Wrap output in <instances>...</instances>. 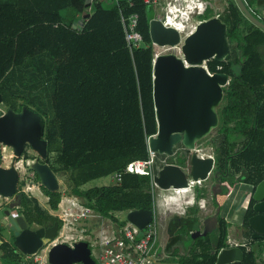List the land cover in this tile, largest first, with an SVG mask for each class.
I'll return each mask as SVG.
<instances>
[{"label":"trees","instance_id":"obj_1","mask_svg":"<svg viewBox=\"0 0 264 264\" xmlns=\"http://www.w3.org/2000/svg\"><path fill=\"white\" fill-rule=\"evenodd\" d=\"M89 1L0 0V109L19 112L26 107L38 114L44 126L45 162L55 175L66 176L67 194L119 228L125 221L118 214L153 210L150 178L126 174L118 184L83 186L122 171L131 161L148 159L146 141L156 133L155 51L148 34L154 10L145 0L92 1L87 7ZM234 10L243 21L227 23L228 55L222 62H206L209 71L229 76L216 110L218 126L207 142L214 157L212 174L229 189L264 180V31ZM120 11L138 16V48L127 46ZM23 155L28 157L26 150ZM160 156L165 157L156 154ZM186 157L170 162L184 166ZM34 178L39 182L36 174ZM41 190L48 209L21 193L18 214L30 228L57 223L58 231L60 222L49 210H56L61 193ZM195 191L197 199L205 190ZM197 215L193 208L168 222L163 253L177 257L178 264H214L216 252L227 247L229 225L221 216L213 234L192 238L182 219ZM178 247L185 252L179 254ZM243 251V264H258L253 251ZM25 257L12 241L0 242V264H32Z\"/></svg>","mask_w":264,"mask_h":264},{"label":"water","instance_id":"obj_2","mask_svg":"<svg viewBox=\"0 0 264 264\" xmlns=\"http://www.w3.org/2000/svg\"><path fill=\"white\" fill-rule=\"evenodd\" d=\"M236 2L250 23L264 31V24L251 15L241 0ZM87 7H90V3ZM85 17H89V14ZM148 34L156 47L175 48L181 44L180 56L171 52L155 55L153 60L152 100L156 133L148 138V148L157 155L172 157L173 148L181 144L190 153L184 167L171 162L163 164L153 176V182L161 190H174L187 188L189 179L200 183L208 180L210 175L216 179V175L212 174L214 158L198 157L195 144L218 126L216 110L222 101L223 88L228 84L229 76L218 72L208 75L203 65L210 60L222 62L228 55L226 25L217 18L203 21L180 41L175 29L164 27L159 19L152 18L148 23ZM43 130L42 118L26 107L19 112L6 109L0 116V143L11 149L13 160L21 157L27 147L41 160H46ZM30 168L44 189L59 191L58 180L48 164L34 161ZM18 181L19 174L13 164L0 166V197L13 198L17 193ZM220 186L221 183L213 186L219 187L218 192L213 190V195L220 193ZM248 196L253 201L252 215L243 228L253 232L252 240H259L264 238V180L253 186ZM219 213L215 211L203 220L199 215L182 220L190 228L192 238L205 237L215 231ZM152 219L153 210H131L125 214V220L139 230H143ZM1 224L12 233L13 246L26 256H32L41 249L44 240L53 239L58 229L57 223L47 228H30L22 215L8 210L3 211ZM226 245L216 252L214 264H243L242 246ZM47 258L50 264H95L84 241L75 243L72 248L57 244L49 249Z\"/></svg>","mask_w":264,"mask_h":264},{"label":"built area","instance_id":"obj_3","mask_svg":"<svg viewBox=\"0 0 264 264\" xmlns=\"http://www.w3.org/2000/svg\"><path fill=\"white\" fill-rule=\"evenodd\" d=\"M92 1H114L115 3H118L119 0H90V5ZM145 2L148 3L147 0H145ZM184 15V12H168L167 14L165 13L163 18H159L164 27L173 28L179 33L180 41L183 37L190 34L194 30L193 29L188 32L185 31L184 24L180 19H178ZM120 21L123 26L127 46L130 50L138 48L142 42V38L140 33L137 31V14L133 13L129 16H124L120 11ZM181 34H184V36ZM180 45L181 44L177 47H180ZM219 69L220 68L218 67L217 70ZM206 71L209 75L212 74L208 69H206ZM3 113L4 111L0 109V116ZM146 146L148 159L131 161L123 168L122 171L112 174V180L114 183H120L123 175L126 174L148 176L150 178L153 193V189L155 188L153 176L157 173L161 166L166 163V161H157L156 154L149 150L147 141ZM7 148V146L0 143V166L9 167L13 164L19 175L23 172L25 167L30 168L34 160L27 148L25 149L28 157L25 158L22 154L21 157L16 158L15 160H13L14 156L12 151L10 153L6 152ZM203 151L204 150L202 148L195 147V153L198 157L213 158L211 153H204ZM1 163L5 165L3 166ZM31 178L27 182V189L34 187ZM29 184L32 185L31 188H29ZM197 184L199 185L200 181L193 182L189 179L187 188L171 190L174 191L175 197H180L183 193ZM40 186L41 185L37 182V187L39 188ZM174 196L167 197L171 198ZM186 201V199H183V203ZM179 208L183 209V205L181 204ZM174 212L182 215L185 211ZM51 214L60 222V228L53 239L49 240L47 244H43V248L39 249L34 255L28 256L31 257L32 264H50L47 257L48 251L51 247L57 244H65L72 248L75 243L80 241L86 242L89 246L90 256L95 264H178L166 262L164 260V254L159 252L158 234L156 223L154 221V210L152 221L149 222L143 230H139L136 226L126 220L125 224L119 228H117L115 224L114 226L105 228L103 225L104 219L97 215L92 209L84 206L78 198L66 193H61L57 208L52 211ZM91 223L95 224L92 228L93 230L89 228ZM96 225L100 228L94 230ZM227 244L230 246H242V248L248 252L247 244H238L229 239L227 240ZM72 264L82 263L77 262Z\"/></svg>","mask_w":264,"mask_h":264},{"label":"rangeland","instance_id":"obj_4","mask_svg":"<svg viewBox=\"0 0 264 264\" xmlns=\"http://www.w3.org/2000/svg\"><path fill=\"white\" fill-rule=\"evenodd\" d=\"M154 18H163V15H165V11H166V6L164 7V3H163V0H159L158 1V4L155 5L154 7ZM183 11V9H182ZM175 13V12H174ZM178 13V12H177ZM178 19H181V17H179ZM184 24V27H185V31L188 32L190 30H193L196 26V21L194 19H189V20H183L181 19ZM182 36H184V34H181ZM154 51H155V55H161V54H167V53H174L176 54L177 56H180V49L179 47H175V48H170V47H156L154 46ZM213 131V130H212ZM211 131V132H212ZM210 132V133H211ZM211 139L210 135H208L206 138L202 139L201 141L197 142L196 144V147L197 148H202L204 150V152H207V153H212L213 154V151H212V148L208 145V141ZM26 150V149H25ZM27 150L30 151V155L32 157H36V154L34 151L30 150L28 147H27ZM7 153H10L11 152V149L10 148H7ZM157 161H166L167 158L166 156L164 158H162V156L160 157H157L156 159ZM1 165H5V164H2ZM24 173V174H23ZM57 180H58V183H59V192L60 193H66L69 192V187H68V184L66 182V176H60V175H55ZM32 173L30 171V169L28 167H25V169L23 170V172L19 175V182H20V186H19V189L20 191H22L23 193H25L26 195H29L30 197H34L36 198V200L38 201V204L42 207V208H45V209H48V204H47V198L45 197V195L43 194V192L41 191L40 187L38 188L37 187V181H35V178L32 177ZM32 179V183L34 184V187H32L31 184H29V188L31 189H27V182L29 179ZM113 180H112V175H109L107 177H103V178H100V179H96V180H93V181H90L88 182L87 184H85L83 186V189H88V188H92V187H102V186H108V185H111L113 184ZM210 183H212L211 180H209L207 182V184L209 185ZM198 186L196 185L194 187L197 188ZM236 186L234 185L233 186V189H235ZM163 196H174V191L173 190H161L159 189L158 187L155 186V188L153 189V198H154V221L156 223V228H157V234H158V238H159V242H160V245H159V249L160 252L162 254L163 253V247H161L163 243H165V240H166V225H167V222H169L170 218L173 217L174 215V209H171V211H166L165 214L162 213V211L160 210V207H159V202H160V199L161 197ZM209 195V194H208ZM80 200V199H79ZM9 200H4L3 198L0 197V242L2 240L4 241H8V242H11L13 239H12V233L4 226L1 224V218L3 217V208H7V206H5L7 203H8ZM183 203V202H182ZM198 205V203H197ZM173 207V206H171ZM211 205H210V208L208 211H204V212H199L198 215L199 217L201 218V220H203L205 217H208L210 215H212L214 213V211L211 210ZM173 211V212H172ZM125 214L126 213H120L117 215V218L120 220V221H125ZM95 224L94 223H91L89 225V228H93ZM103 225L105 228H109L111 226H114V223L109 220V219H104V222H103ZM98 228H100L98 225L95 226L94 230H97ZM202 229V228H201ZM93 230V229H92ZM49 240H44L43 244H47ZM43 248V247H42ZM182 248L181 247H178V252L181 250ZM180 253V252H179ZM257 257H259V260H260V264H264V245L262 246L261 248V251L257 252ZM166 260L168 261H171L173 263H178V258H174V259H171L170 257H168ZM25 261L29 262V263H32V259L31 257H28L26 256L25 257Z\"/></svg>","mask_w":264,"mask_h":264},{"label":"flooded vegetation","instance_id":"obj_5","mask_svg":"<svg viewBox=\"0 0 264 264\" xmlns=\"http://www.w3.org/2000/svg\"><path fill=\"white\" fill-rule=\"evenodd\" d=\"M147 1H148V3H150L152 5L153 10H154V7L156 4H158L159 0H147ZM185 1L186 0H183V2H185ZM187 1H191V0H187ZM192 1H195L197 3L196 14L193 18L196 21V25L203 22V21H207V20L212 19V18H217L223 24L226 25V35H227V23L228 22H232V21L242 22L243 21L242 18L238 17L237 13L234 10V7H237L238 10L245 16V14L239 9L236 0H192ZM241 2L243 3L245 8L251 13V15L254 18H256L258 21H260L261 23L264 24V0H241ZM163 3H164V7L166 6V11H165L166 14L168 12L169 13H173V12L181 13V11H182L183 6H182L181 1H179V0H163ZM179 5H181V6H179ZM154 12H155V10H154ZM234 14L237 16L235 19L232 18V16H234ZM245 18L247 19L246 16H245ZM248 22H250V21L248 20ZM203 67H204V65H203ZM204 69L205 70L208 69L206 63H205ZM216 72H218V71L211 72V73L213 74ZM196 144H195V146H196ZM173 151H174V154L172 157L166 156V158H167L166 162H170V159H176V157H179L180 155H187L189 157V154H190L189 151L185 150L181 144L176 145L173 148ZM33 160L39 161L40 163H46L45 160L44 161L41 160L39 158V156H37V154H36V157L33 158ZM29 169L31 171V168H29ZM31 173H32V176L35 177V174L32 171H31ZM208 180L212 181V184L210 185V188H209V192H210V196H211V204H212L211 210L214 212L215 211H222V207H223L224 203H222V204L219 203L217 201V196L219 194H222V195L227 194L229 191V187H228L227 183H222L217 178L216 179L211 178V175H210V178H208ZM202 183L199 184V187H202ZM217 183H221V186H220L221 190H220V193H218V194L216 193L217 195H213V190H214V192H218V190H219V187L213 188V186L216 185ZM242 184L243 183H239V184H236L235 186L242 185ZM19 186H20V182L18 181L17 193L15 194V196L13 198L9 199L8 203L5 205V206L8 205V207L3 208L2 211H6V210L14 211L15 214H18V212L21 211V209H22V207H21V196H22V194L21 193H23V192L20 191ZM40 189H41V187H40ZM247 192L248 191H246V190H243V192H242V189H241L242 197L236 206V210L244 211L243 218L245 216V213L249 210L250 206L251 207L253 206V201L249 198ZM27 197L34 198V197H30L29 195H27ZM246 197L248 199H246ZM11 206H14V207L11 208ZM192 207L194 209L196 208V211H200L199 208L195 205V202L192 205ZM182 211H187V210L182 209ZM184 214H186V212ZM180 216L182 217L183 215H180ZM243 226L244 225L241 224L238 227V233H239L240 237L246 239L247 241H249V243L256 242V241H261L262 243H264V238H260L259 240H252L251 236L253 235V232L250 230H246V228H243ZM227 240H228V237H227ZM167 242H168V240H167ZM167 242L163 245V248L166 247ZM248 251H251L249 246H248ZM179 252L184 253L185 251H182V249H181Z\"/></svg>","mask_w":264,"mask_h":264},{"label":"crops","instance_id":"obj_6","mask_svg":"<svg viewBox=\"0 0 264 264\" xmlns=\"http://www.w3.org/2000/svg\"><path fill=\"white\" fill-rule=\"evenodd\" d=\"M204 153H207V152H204ZM208 181L209 180H206L205 182H203L202 183V187H199V185L197 184V186H198L197 189H199V190L204 189L205 190L204 193H201V194L199 193L197 199H196V195H195V192H196L195 189L196 188L194 189V187L196 185L193 186L191 189L187 190L180 197H175L174 196V197L168 198L167 196H163L162 195V197L160 199V202H159L160 210L162 211L163 214H165V212L168 211V210L171 211V209H174L175 211H182V209L179 208L181 206V204H182L183 205V209H186L187 211H185V212L187 213L188 211L193 210L192 205L195 202V205L200 210V211H198V213L199 212L208 211L209 208H210V205H212L211 204V196H210V192H209V188H210V185L212 183H210L208 185L207 184ZM241 189H242V192H243V190H246V191H248L247 193H249L251 191V189H252V186L245 185V184L237 185L235 189H233V187L230 188L227 194H224V195L219 194L217 196V201L219 203H221V204L224 203L223 207H222V211H220V215L219 216H221L224 220H226V222L229 225V227H228V236H227L228 239L233 241V242H236L238 244H247L249 246V248L251 249V251H253L255 256L257 257V252L261 251V248L264 245V243H262L261 241H256V242L249 243V241H247L246 239L240 237L239 233H238V227L241 224H243V214H244V211L236 210V206H237V204L239 203V201L241 200V197H242ZM183 199H186L187 201L182 203ZM246 199H248V198L246 197ZM196 203H198V205ZM171 206H173V207H171ZM177 208H179V209H177ZM49 211H50V214H51L52 211L51 210H49ZM174 214H176L177 216L181 215V214L175 213V212H174ZM182 215L184 216L185 214H182ZM167 225H168V222H167ZM167 225H166V228H167ZM168 238H169V236L167 235V231H166L165 243L167 242ZM165 243L161 244L162 245L161 247H163V245ZM226 243H227V241H226ZM158 244L160 245L159 238H158ZM159 250H161V249H159ZM164 256H165L164 260H166L167 256L165 254H164ZM256 261H257L258 264H260L259 257H257Z\"/></svg>","mask_w":264,"mask_h":264},{"label":"clouds","instance_id":"obj_7","mask_svg":"<svg viewBox=\"0 0 264 264\" xmlns=\"http://www.w3.org/2000/svg\"><path fill=\"white\" fill-rule=\"evenodd\" d=\"M179 1H181L182 6H183V8H182L183 11H181V12L185 13V15L183 17H181V19H183V20H185V19L189 20L190 18L193 19L195 14H196L197 3L195 1H192V0L191 1L186 0L185 2H183V0H179ZM179 6H181V5H179ZM7 200H9V199H7Z\"/></svg>","mask_w":264,"mask_h":264}]
</instances>
